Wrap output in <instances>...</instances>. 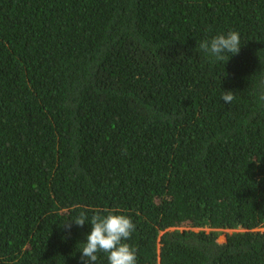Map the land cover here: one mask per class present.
Instances as JSON below:
<instances>
[{
    "label": "trees",
    "instance_id": "trees-1",
    "mask_svg": "<svg viewBox=\"0 0 264 264\" xmlns=\"http://www.w3.org/2000/svg\"><path fill=\"white\" fill-rule=\"evenodd\" d=\"M108 212L137 264H264V0H0V264H83Z\"/></svg>",
    "mask_w": 264,
    "mask_h": 264
},
{
    "label": "clouds",
    "instance_id": "clouds-1",
    "mask_svg": "<svg viewBox=\"0 0 264 264\" xmlns=\"http://www.w3.org/2000/svg\"><path fill=\"white\" fill-rule=\"evenodd\" d=\"M241 46L240 35L237 31L218 34L211 39L202 40L199 48L213 57L216 61H228L231 55L239 53ZM235 98V93L224 91L221 99L230 104ZM87 217L81 212L74 220L77 226H83ZM91 231L86 236V243L80 249L83 264H95L98 253H106L108 264H137L136 249L126 241L131 237L135 224L131 218L124 214L108 212L107 214H94L87 221ZM70 228L71 224L66 223ZM232 231V230H231Z\"/></svg>",
    "mask_w": 264,
    "mask_h": 264
},
{
    "label": "rangeland",
    "instance_id": "rangeland-1",
    "mask_svg": "<svg viewBox=\"0 0 264 264\" xmlns=\"http://www.w3.org/2000/svg\"><path fill=\"white\" fill-rule=\"evenodd\" d=\"M218 232L220 233L218 236V241L220 243H223V242H225L226 234L227 233L230 234L232 231L231 230H223V231L219 230Z\"/></svg>",
    "mask_w": 264,
    "mask_h": 264
},
{
    "label": "bare ground",
    "instance_id": "bare-ground-1",
    "mask_svg": "<svg viewBox=\"0 0 264 264\" xmlns=\"http://www.w3.org/2000/svg\"><path fill=\"white\" fill-rule=\"evenodd\" d=\"M27 20V19H26ZM85 21V20H84ZM70 24V23H69ZM46 47V46H45ZM261 214V213H260ZM241 257V256H240Z\"/></svg>",
    "mask_w": 264,
    "mask_h": 264
}]
</instances>
